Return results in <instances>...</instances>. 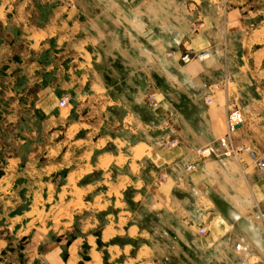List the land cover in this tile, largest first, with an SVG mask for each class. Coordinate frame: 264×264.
<instances>
[{
    "label": "crops",
    "instance_id": "crops-1",
    "mask_svg": "<svg viewBox=\"0 0 264 264\" xmlns=\"http://www.w3.org/2000/svg\"><path fill=\"white\" fill-rule=\"evenodd\" d=\"M246 4L0 0V138L17 149L7 159L10 191L33 198L32 221L44 198L59 199L48 264H189L183 246L200 247L201 264H264V173L250 152L225 158L219 144L239 110L231 144L264 154L263 81L243 55L251 45L239 39L249 33ZM204 51L213 59L181 62ZM114 52L137 53L136 66L149 71L159 103L153 123L133 110L143 107L142 92H124L127 78L113 77V64L103 75L99 54ZM164 138L180 146L162 148ZM209 146L220 155L197 156ZM192 163L197 171L186 173ZM162 174L168 179L158 183ZM45 239L31 238L34 258Z\"/></svg>",
    "mask_w": 264,
    "mask_h": 264
},
{
    "label": "rangeland",
    "instance_id": "rangeland-1",
    "mask_svg": "<svg viewBox=\"0 0 264 264\" xmlns=\"http://www.w3.org/2000/svg\"><path fill=\"white\" fill-rule=\"evenodd\" d=\"M245 8L247 14L244 17L243 25L246 30H249V33L244 38L239 39L240 41L244 40L243 44L251 45L250 53H244L243 55L251 57V61L256 63V66L252 68V75L263 81V83L259 84V87L264 88V80H262L264 79V0H247ZM102 13L104 16H102L100 25L104 30L106 28L105 9ZM99 55V60L101 59L103 65V69L101 70L103 75L107 71L106 67L113 64V77L116 78L123 75V77L127 78L128 85L122 87V89L124 88V92L128 89L133 98L136 96L137 90L142 92L143 99L140 101V104L143 107L137 108L136 105L137 109L134 106L131 107H133L134 111H138L137 113L145 121V124L153 123L155 109L151 106V103L156 102L158 105L159 103L154 100L153 86L148 84L147 76L144 73L145 70H140L136 66L137 53L114 52ZM131 64H134V67L130 66ZM138 72L143 73V76L140 75L139 77ZM145 72L149 71L146 70ZM161 87L164 88V86ZM122 89L118 90V92L122 93ZM135 102L137 101L133 103ZM5 107V104H0V114L4 112ZM120 117L121 114H114L115 119H120ZM4 136L8 138V134H4ZM16 152L17 149L10 150L9 143L3 142V139L0 138V264H26L29 261L31 263L35 261L36 264H48L49 260L45 255L51 251L49 248L50 243L55 241L58 235L56 228L53 227L57 225L55 222L58 218V208L55 207L59 199L56 197L50 201L49 198H44L49 203L39 207L41 213H36L34 222L32 221L33 218L28 216L27 211H30V215H32L33 209L38 208V206H34L33 198L16 196L10 191L12 183L9 180L10 172L8 171L7 159L10 157V154ZM85 201L88 200L86 199ZM40 204L42 203L40 202ZM142 214L145 215L143 212ZM82 217L81 219H83ZM76 219L77 217H75V221L78 220ZM102 228V226L98 227L94 234L97 237L98 248L100 250L103 247L100 241ZM75 231L78 232L75 229L73 233ZM37 232L41 236L44 235L46 237V244L40 245L37 258H34L36 246L31 243V238ZM69 236L73 237V234ZM181 252L192 257L191 259L194 261L189 262V264H201V262H198L202 254L200 247H191L190 249L183 246ZM33 259L35 260L32 261ZM104 259L106 262V254H104ZM84 260H86L85 257Z\"/></svg>",
    "mask_w": 264,
    "mask_h": 264
},
{
    "label": "built area",
    "instance_id": "built-area-1",
    "mask_svg": "<svg viewBox=\"0 0 264 264\" xmlns=\"http://www.w3.org/2000/svg\"><path fill=\"white\" fill-rule=\"evenodd\" d=\"M213 57H214V54L210 51H204L200 53L191 52V53H186L184 56H182L181 62L186 65L194 61L205 62V61L213 59ZM211 89L212 91L204 100L205 105L208 107H211L213 105V100H212L213 92L219 89V84H215ZM68 105H69V102L66 98L61 100L60 102L61 108H65ZM151 106L154 109H156L158 107V104L156 102H152ZM242 123H243V115L241 111L234 110L231 113H229L227 117V134L225 138H223L219 142L220 147L224 150L223 156L225 158H237L244 151H248L252 154L256 167L264 173V154L257 156L254 154V152H251L249 149L244 150L243 148H238L231 144L232 136L235 134L239 126L242 125ZM160 144L162 148H168V149H175L180 146L178 141L172 140V139H166V138H164L160 142ZM196 154L201 159H208V158L216 157L220 155L219 149L214 146H209L204 149H198L196 150ZM185 171L186 173L196 172L197 171L196 164L192 163V164L187 165L185 167ZM167 179H168V176L165 174H162L161 176H159L158 183H163ZM260 218L264 220V215H261ZM207 234H208V230L206 227H200L198 229L199 237L203 238Z\"/></svg>",
    "mask_w": 264,
    "mask_h": 264
}]
</instances>
